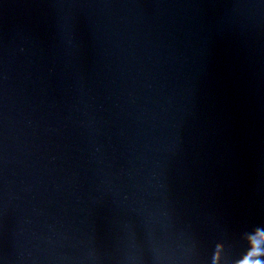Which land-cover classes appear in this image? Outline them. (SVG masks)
<instances>
[{
    "label": "water",
    "instance_id": "obj_1",
    "mask_svg": "<svg viewBox=\"0 0 264 264\" xmlns=\"http://www.w3.org/2000/svg\"><path fill=\"white\" fill-rule=\"evenodd\" d=\"M246 260L264 2L0 0V264Z\"/></svg>",
    "mask_w": 264,
    "mask_h": 264
},
{
    "label": "snow or ice",
    "instance_id": "obj_2",
    "mask_svg": "<svg viewBox=\"0 0 264 264\" xmlns=\"http://www.w3.org/2000/svg\"><path fill=\"white\" fill-rule=\"evenodd\" d=\"M262 2H264V0H262ZM194 255V253H193ZM244 264H248L247 260L244 262ZM257 264H259V261H257Z\"/></svg>",
    "mask_w": 264,
    "mask_h": 264
}]
</instances>
